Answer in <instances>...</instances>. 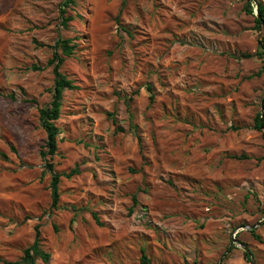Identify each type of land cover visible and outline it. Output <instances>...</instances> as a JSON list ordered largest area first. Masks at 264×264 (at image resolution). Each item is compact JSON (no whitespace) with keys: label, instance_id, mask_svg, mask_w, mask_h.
<instances>
[{"label":"rangeland","instance_id":"1","mask_svg":"<svg viewBox=\"0 0 264 264\" xmlns=\"http://www.w3.org/2000/svg\"><path fill=\"white\" fill-rule=\"evenodd\" d=\"M64 1L0 0V259L38 226V264H141V247L150 264H250L245 249L264 264V57L246 0H124L122 27V0ZM58 38L76 87L46 160L79 171L53 207L39 109Z\"/></svg>","mask_w":264,"mask_h":264},{"label":"trees","instance_id":"2","mask_svg":"<svg viewBox=\"0 0 264 264\" xmlns=\"http://www.w3.org/2000/svg\"><path fill=\"white\" fill-rule=\"evenodd\" d=\"M72 0H65L64 5L69 4ZM125 5V1H121L120 9L116 15L117 24L122 27L120 23V14L123 6ZM254 9L257 10L258 16L254 14ZM243 11L247 14H251L254 17V28L260 32L259 38V48L256 52V55L260 57H264V4L261 0H246V3L243 5ZM63 9H61V13H63ZM67 18H63L62 23L66 24ZM70 38H58L53 45L54 51L52 57L48 60V64L52 65V71L54 74V84L52 88V95L49 103L39 109V119L40 125L45 132V141L43 149L40 151L41 157L46 160L47 156H52L57 151V142H58V127L56 125V120L59 118L61 112V99L64 90L66 89H74L76 86L73 81L66 77L60 71V65L63 61V56H69L72 54L74 50V45L70 43ZM57 49L61 50V54L58 53ZM251 54H243L242 57L248 58L251 57ZM262 71L264 72V65L262 67ZM147 90L151 91L150 86L147 85ZM10 97H13L10 95ZM152 94L150 95V99H152ZM129 100L126 99L127 105H129ZM130 119H132V113L130 112ZM130 126L135 129L136 126L131 122ZM253 128L256 130H262L264 128V115L259 111L253 120ZM139 139V137H138ZM139 141V140H138ZM234 158L245 157L244 155H233ZM46 167L51 172L50 179V188H51V198H52V206L55 207L58 202L59 192H58V183L60 175H64L65 177H71V175L78 173L77 168H73L71 171L67 173H57L53 171V164L46 160ZM132 206L137 204V196L136 194H132L131 196ZM263 211H264V195H263ZM131 210V209H130ZM93 217L97 221L98 224H101L97 215L93 213ZM252 231V230H251ZM40 231L38 226L35 227V235L32 243L25 247L22 251L21 256L16 260H5L0 259L1 264H38V260L42 262H48L50 259V254L46 250H44L40 245L39 239ZM256 238H259L256 234H254ZM140 262L141 264H150V259L145 253V247L140 248ZM249 250H243L244 258L251 263V256Z\"/></svg>","mask_w":264,"mask_h":264},{"label":"water","instance_id":"3","mask_svg":"<svg viewBox=\"0 0 264 264\" xmlns=\"http://www.w3.org/2000/svg\"><path fill=\"white\" fill-rule=\"evenodd\" d=\"M254 14L256 15V16H258V14H257V10L256 9H254ZM263 29H264V25H263ZM260 108H261V113L264 115V94H263V97H262V99H261V103H260ZM248 250V249H247ZM250 252V251H249ZM251 256V255H250ZM251 263L252 264H255V262H254V260L252 259V257H251Z\"/></svg>","mask_w":264,"mask_h":264}]
</instances>
